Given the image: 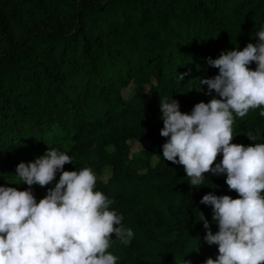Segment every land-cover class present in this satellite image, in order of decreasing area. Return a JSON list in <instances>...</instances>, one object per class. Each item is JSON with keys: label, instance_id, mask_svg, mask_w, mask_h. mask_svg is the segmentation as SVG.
<instances>
[{"label": "trees", "instance_id": "1", "mask_svg": "<svg viewBox=\"0 0 264 264\" xmlns=\"http://www.w3.org/2000/svg\"><path fill=\"white\" fill-rule=\"evenodd\" d=\"M261 29L264 0H0V186L29 190L18 164L55 148L72 158L64 171L93 170L95 190L132 229L127 246L112 238L117 264L215 259L200 213L213 234L218 225L200 201L238 194L226 174L205 173L193 188L181 165L164 160L161 100L191 114L219 99L199 84L218 75L208 59L258 43ZM260 111L235 118L232 143H264ZM60 174L32 186L37 202Z\"/></svg>", "mask_w": 264, "mask_h": 264}, {"label": "clouds", "instance_id": "2", "mask_svg": "<svg viewBox=\"0 0 264 264\" xmlns=\"http://www.w3.org/2000/svg\"><path fill=\"white\" fill-rule=\"evenodd\" d=\"M256 37L259 42L243 50L208 59L218 75L199 79V84L207 85L208 94L214 91L219 99L197 103L191 114L182 113L176 100H161L160 135L168 138L162 145L164 160L181 165L193 188L202 185L205 173L226 174L228 189L239 197L211 193L202 197L200 203L211 206L218 225L213 234L200 213L204 239L209 246L217 245L219 253L205 264H264V143H232L236 117L258 108L264 117V29ZM253 63L255 70L249 67ZM247 136L257 140L252 133ZM72 163L66 153L48 148L16 168L29 190L0 186V264H117L108 251L113 236L127 246L134 233L124 227L122 215L110 209L113 201L95 190L98 177L90 167L64 171ZM57 172L58 183L37 202L32 186H48Z\"/></svg>", "mask_w": 264, "mask_h": 264}]
</instances>
